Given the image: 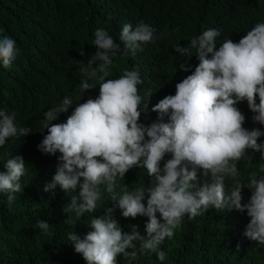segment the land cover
Instances as JSON below:
<instances>
[{"label":"clouds","instance_id":"obj_1","mask_svg":"<svg viewBox=\"0 0 264 264\" xmlns=\"http://www.w3.org/2000/svg\"><path fill=\"white\" fill-rule=\"evenodd\" d=\"M155 32L143 21L135 28L126 23L119 41L125 52L135 54L141 44L156 39ZM219 35L210 28L188 46L175 47L180 55L195 49L199 64L192 74L181 65L175 94L153 106L158 119L146 125L140 122L147 103L138 93L143 83L138 69L125 68L119 78L106 79L121 43L105 28L96 29L92 44L97 50L86 63L80 61L79 100L94 88L88 81L99 73L97 98L79 102L69 116H58L73 107L65 96L43 114L33 140L30 124L0 108V200L12 203L26 189L24 152L30 144L32 183L67 227L64 244L78 253L79 264H116L118 254L135 257L134 242L140 252L154 253L163 262L167 254L160 246L173 237L183 217L191 220L210 208L224 217L234 211L250 217L243 235L264 245V167L247 180L239 179L237 167L256 152L264 160V142L258 143L264 131L243 127L245 115L236 107L246 101L252 121L264 125V22L239 42L226 39L217 50ZM79 54L85 55L82 49ZM17 55L15 40L0 38V65L10 68ZM134 167L142 180L130 173ZM137 216L147 217L144 234L138 225L123 232ZM35 226L49 230L46 220ZM239 234L243 239L241 228Z\"/></svg>","mask_w":264,"mask_h":264},{"label":"trees","instance_id":"obj_2","mask_svg":"<svg viewBox=\"0 0 264 264\" xmlns=\"http://www.w3.org/2000/svg\"><path fill=\"white\" fill-rule=\"evenodd\" d=\"M141 21L156 29V39L141 44L135 54L125 52L119 41L122 26L128 23L135 28ZM258 22H264V0H0V38L12 37L18 49L10 68L0 65V108L15 112V120L30 124L33 140L40 130L37 127L44 123L43 114L58 106L65 96L71 97L73 107L58 116H69L79 102L97 98L99 73L88 81L94 88L82 93L79 100V82L84 79L80 61L86 63L96 52L94 33L103 27L121 43V52L113 58L106 79L119 78L125 68L138 69L143 81L137 86L138 93L142 104L147 103L140 122L148 125L158 119L153 106L175 94V85L184 72L181 65L192 74L199 64L195 49L180 55L174 51L177 45L186 47L191 38L212 28L220 31L215 41L218 50L228 38L239 42ZM81 49L84 56L79 54ZM236 107L245 115L243 127L264 131V125L252 121L246 101ZM167 120L165 116L164 122ZM260 142H264V136ZM24 153L26 189L12 203L0 200V264H79L78 253L64 244L67 227L32 183V145L28 144ZM248 153L253 155L252 150ZM237 167L239 179L247 180L251 172L264 167V160L256 152L251 160L238 162ZM139 171L134 167L130 173L142 180ZM225 215L214 208L191 220L185 215L173 237L165 238L160 246L167 254L163 262L154 253L140 252L139 242H134L137 255L118 254L116 264H264V245L243 235L250 217L245 220L237 211ZM38 220L49 223L47 233L35 226ZM146 220L137 216L123 232L130 233L131 225H138L144 234Z\"/></svg>","mask_w":264,"mask_h":264}]
</instances>
